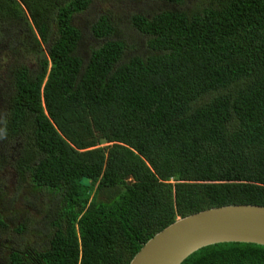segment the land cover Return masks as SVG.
I'll list each match as a JSON object with an SVG mask.
<instances>
[{"label": "trees", "instance_id": "16d2710c", "mask_svg": "<svg viewBox=\"0 0 264 264\" xmlns=\"http://www.w3.org/2000/svg\"><path fill=\"white\" fill-rule=\"evenodd\" d=\"M214 2L133 16L146 55L125 60L117 41L79 54L72 20L89 0H0L4 133L32 185L58 203L46 243L6 246L0 264H130L177 219L264 206V0ZM114 32L104 17L91 29L96 40ZM182 264H264V246L217 244Z\"/></svg>", "mask_w": 264, "mask_h": 264}, {"label": "rangeland", "instance_id": "374dc122", "mask_svg": "<svg viewBox=\"0 0 264 264\" xmlns=\"http://www.w3.org/2000/svg\"><path fill=\"white\" fill-rule=\"evenodd\" d=\"M88 8L73 17V26L81 32L79 54L85 56L91 49L103 46L107 41L122 42L125 45L124 58L129 60L134 56L146 55L147 38L141 36L131 25L135 15L152 18L163 11H180L185 13L201 12L214 5V0H186L181 5L165 3L163 0H89ZM106 18L114 28V34L109 39L96 40L91 29L100 18ZM43 49V47H42ZM5 56V55H4ZM15 60H20L14 57ZM0 60H2L0 58ZM23 58L21 57V61ZM1 62V61H0ZM35 63L31 53L28 65ZM9 73L4 76L7 79ZM12 86L9 82L6 90ZM31 128L22 135L24 143L29 142ZM5 130H0V143L7 145L9 157H0V207L5 230L0 228V244L22 247L25 244L43 246L52 232L51 223L47 218L49 212L58 207L56 199L35 188L29 176L20 167V149H15L18 140L6 137ZM31 157V155H30ZM23 171V172H22ZM53 203V204H52ZM50 210V211H49ZM22 228V231L18 230ZM4 250V249H3ZM5 251V250H4ZM0 250L2 257L5 252Z\"/></svg>", "mask_w": 264, "mask_h": 264}, {"label": "water", "instance_id": "95a60500", "mask_svg": "<svg viewBox=\"0 0 264 264\" xmlns=\"http://www.w3.org/2000/svg\"><path fill=\"white\" fill-rule=\"evenodd\" d=\"M79 184L89 187L90 179ZM226 243L264 246V206L229 205L177 219L147 241L130 264H182L202 248Z\"/></svg>", "mask_w": 264, "mask_h": 264}, {"label": "flooded vegetation", "instance_id": "af4514ba", "mask_svg": "<svg viewBox=\"0 0 264 264\" xmlns=\"http://www.w3.org/2000/svg\"><path fill=\"white\" fill-rule=\"evenodd\" d=\"M1 43V42H0ZM0 60V130H6L7 125L6 121L9 118L10 114V103H11V98L12 95L6 92V88L9 85V79L11 78V73H10V67L6 64V61L1 56ZM9 73L7 79L4 80V76ZM12 88V87H11ZM9 155L7 145L3 142L0 143V157H7ZM8 241V246L13 247L16 250H19L21 247L20 245L18 246H13V242L10 240ZM4 247L1 248L0 244V250L3 251ZM2 255V253L0 254Z\"/></svg>", "mask_w": 264, "mask_h": 264}, {"label": "clouds", "instance_id": "9594fccd", "mask_svg": "<svg viewBox=\"0 0 264 264\" xmlns=\"http://www.w3.org/2000/svg\"><path fill=\"white\" fill-rule=\"evenodd\" d=\"M87 8H88V7H87ZM87 8H86V9H87ZM86 9H85V10H86ZM85 10H84V11H85ZM79 14H80V13H79Z\"/></svg>", "mask_w": 264, "mask_h": 264}]
</instances>
